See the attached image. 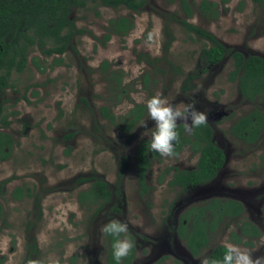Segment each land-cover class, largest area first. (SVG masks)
Returning a JSON list of instances; mask_svg holds the SVG:
<instances>
[{"label": "rangeland", "instance_id": "obj_1", "mask_svg": "<svg viewBox=\"0 0 264 264\" xmlns=\"http://www.w3.org/2000/svg\"><path fill=\"white\" fill-rule=\"evenodd\" d=\"M201 1L188 0L195 13L187 18L181 0H147L139 12L90 0L86 8L71 12L85 32L59 55L62 64L51 66L54 57L35 48L30 57L38 56L46 70H38L30 60L24 72L13 74L16 86L2 97L8 111L18 113L11 115L8 127H0L13 138L10 157L0 159V264H108L101 227L112 220L128 225L123 238L132 242L134 256L127 264H200L225 242L247 250L253 259L264 256V168L259 164L264 127L256 143H246L229 130L254 108L264 115V94L253 102L244 100L238 82L229 79L230 54L206 65L200 55L211 42L188 31L180 20L213 33L230 49L264 56V6L253 0H209L220 10L218 18L209 19L197 8ZM120 16L132 17L134 28L124 36L112 34L103 44L110 19ZM105 61L110 64L106 70ZM157 94L182 112L195 102L207 113L214 138L227 154L216 179L182 190L169 184L173 170L160 181L167 167L195 166L198 155L184 148L179 155L154 160L146 175L151 188L142 193L135 151L141 140L151 138L154 121L146 109L126 133L127 122L121 118ZM102 106L116 114V123L102 116ZM177 123L191 131L190 121ZM97 178L107 181L112 191L100 209L79 199ZM18 186L25 192L29 188L31 196L15 199ZM213 197L240 199L245 211L239 219L223 220L194 256L176 227L187 210ZM244 220L262 230L252 244L233 238Z\"/></svg>", "mask_w": 264, "mask_h": 264}, {"label": "trees", "instance_id": "obj_2", "mask_svg": "<svg viewBox=\"0 0 264 264\" xmlns=\"http://www.w3.org/2000/svg\"><path fill=\"white\" fill-rule=\"evenodd\" d=\"M90 0H0V127L6 128L11 124V115L17 111H8L2 100L3 94L8 88H15L13 74L24 72L31 60L34 66L42 72L46 70L45 63H41L38 56L30 57L33 49L38 48L47 57H54L51 66L60 65L64 62L59 55L64 54L70 47L76 35L85 32L77 27L71 12L75 8H86ZM174 2L175 0H169ZM228 0H223L226 3ZM264 6V0H253ZM103 6L112 8L125 7L133 12H139L146 5L147 0H99ZM182 7L187 18L192 17L194 9L188 0H181ZM201 13L209 19H216L220 16L219 4L215 1L202 0L197 6ZM184 27L211 42L202 48L201 59L206 65H215L221 62L227 54L233 60V69L229 72V79L238 82L240 91L245 98L254 99L264 91V57L257 54L245 55L242 51L228 48L224 43L206 29L189 22L187 19H180ZM134 28V20L129 16H120L110 19V32L104 35L103 44L110 40L112 34L127 35ZM169 44L167 45V48ZM106 70L110 68L108 61L102 63ZM192 78V76H190ZM122 75L117 77L118 84L122 83ZM147 82V77H146ZM38 94V91H34ZM86 104L88 102L83 99ZM147 107L144 104H136L126 116L121 119L127 122L123 126V132L129 133L145 113ZM100 112L104 118L116 123L117 116L107 106H102ZM264 124L262 114L257 110L241 116L231 127V131L246 141L257 139ZM176 131L178 138L173 142V155H178L185 147H189L193 153H200L196 166L192 169L178 167H167L160 177V181L173 170L169 180L171 186H179L183 189L191 185L207 183L214 178L217 172L225 163V153L213 139V128L206 122L198 127H192L187 131L184 123H177ZM69 134L67 137H71ZM151 138L141 140L136 147V164L138 182L143 194L149 192L150 186L146 182V175L153 165L154 160H160L161 155L150 149ZM13 138L10 133L0 131V159L7 160L13 149ZM71 150V148H69ZM68 153V151H67ZM81 181H88L90 178H81ZM18 186L14 189L13 197L17 200L25 196L30 197L29 188ZM119 192V191H117ZM112 197V191L107 181L95 179L87 190L79 193L82 203L88 207L98 205L103 208ZM213 211L214 218L209 220L206 211ZM243 210V205L236 200L213 199L207 205L194 206L185 212L179 221L177 233L185 241L190 252L198 256L209 242V231L215 230L219 222L225 216H237ZM2 206L0 205V216ZM110 222V221H109ZM241 232L252 238L260 234L259 230L250 222L240 227ZM235 242H241L242 238L233 232ZM108 243V264H116L112 257V241L114 237L105 234ZM125 233L120 234L123 238ZM245 244H252L245 241ZM134 247L130 249L127 256L121 261L124 264L131 262L134 256ZM224 252L223 244L214 247L209 258H221Z\"/></svg>", "mask_w": 264, "mask_h": 264}, {"label": "clouds", "instance_id": "obj_3", "mask_svg": "<svg viewBox=\"0 0 264 264\" xmlns=\"http://www.w3.org/2000/svg\"><path fill=\"white\" fill-rule=\"evenodd\" d=\"M139 103V99H137ZM148 116L154 121V131L151 133L149 147L162 156L171 155L173 142L178 138L176 125L178 120L190 121L191 127H198L207 120V113L195 107V102L190 104L184 111L174 108L167 99L159 94L152 96L146 102ZM188 125H186L187 127ZM79 215V213H77ZM128 225L118 220H112L101 227V231L114 237L112 241V257L116 264H121L123 257L127 256L132 248V242L127 238H120L125 233ZM224 252L221 258L205 257L200 264H264V256H257L253 259L247 250L239 246L225 242ZM39 264V262H36ZM50 264H55L51 262Z\"/></svg>", "mask_w": 264, "mask_h": 264}, {"label": "flooded vegetation", "instance_id": "obj_4", "mask_svg": "<svg viewBox=\"0 0 264 264\" xmlns=\"http://www.w3.org/2000/svg\"><path fill=\"white\" fill-rule=\"evenodd\" d=\"M236 50H238V49H236ZM241 51V50H240ZM243 52V51H242ZM244 53V52H243ZM245 55H250V54H246V53H244ZM253 54H257V53H253ZM257 55H260V56H262L261 54H257ZM262 57H264V56H262ZM239 86V85H238ZM240 89V88H239ZM262 94H264V91L262 92V93H260L259 95H257L253 100L252 99H249V98H245V97H243V95H242V93H241V95H242V97H243V99L244 100H247V101H251V102H253V101H255L259 96H261ZM255 109H257V108H254L253 110H255ZM252 110V111H253ZM258 110V109H257ZM252 111H250V112H252ZM259 111V110H258ZM250 112H248V113H250ZM261 114H262V116H263V118H264V115H263V113L261 112V111H259ZM248 113H246V114H248ZM246 114H244V115H246ZM241 116H243V115H240L233 123H231V126H230V128H229V130L231 131V127L236 123V121L241 117ZM208 121V120H207ZM209 122V121H208ZM210 123V122H209ZM212 126V125H211ZM263 127H264V124H263ZM263 127H262V129H261V131H260V133H259V135H258V137H257V139H255L254 141H246V140H244V139H242V138H240V137H238L235 133H233L232 131H231V133L232 134H234L237 138H239L240 140H242V141H244V142H246V143H256L258 140H259V138H260V136H261V134H262V130H263ZM192 128V127H191ZM190 128V129H191ZM213 128V127H212ZM213 132L215 133V131H214V128H213ZM213 139L215 140V138H214V135H213ZM216 141V140H215ZM216 143H217V141H216ZM217 145L224 151V149L217 143ZM185 148H188V149H190L189 147H185ZM191 150V149H190ZM192 151V150H191ZM192 153H193V151H192ZM224 153H225V156H226V158H225V163H226V161H227V154H226V152L224 151ZM180 154V153H179ZM178 154V155H179ZM193 154H195V153H193ZM173 155V154H172ZM195 155H198V158H197V161H198V159H199V157H200V153H196ZM135 157H136V151H135ZM260 159H261V161H260V163L259 164H261V167L262 168H264V151L260 154ZM197 161H196V163H197ZM225 163H224V165H225ZM224 165H223V167H224ZM195 166H196V164H195ZM194 166V167H195ZM193 167V168H194ZM222 167V168H223ZM178 168H180V167H178ZM221 168V169H222ZM182 169H192V168H182ZM221 169L217 172V174H216V176L214 177V178H212L210 181H208L207 183H209V182H211V181H213L214 179H216V177L218 176V174H219V172L221 171ZM173 173V172H172ZM207 183H201V184H207ZM201 184H197V185H191V186H189L188 188H186V189H183V188H181V187H179V186H173V187H179V188H181L182 190H187V189H189L190 187H193V186H198V185H201ZM213 199H220L221 201H225V200H236V201H238V202H240L242 205H243V210H242V212L240 213V214H238L237 216H225L220 222H219V224L223 221V220H225V219H228V220H230V219H235V218H241V216L243 215V213H244V211H245V204H244V202L242 201V200H240V199H237V198H226V199H221V198H218V197H213V198H211L210 200H207L206 201V203H204L203 205H207L209 202H211ZM203 205H200L199 207H201V206H203ZM197 206V205H196ZM193 208V207H192ZM188 211V210H187ZM186 211V212H187ZM206 217H208L209 218V220L211 221V220H213V218H214V215H213V211H211V210H207L206 211ZM181 219V218H180ZM180 221V220H179ZM246 222H250V223H252V225H254L258 230H259V232H260V234L258 235V236H253L252 238H250L249 236H246V235H244L242 232H241V229H240V227H241V225H243L244 223H246ZM218 224V225H219ZM217 225V226H218ZM178 227V226H177ZM177 227H176V232H177ZM216 229V228H215ZM214 230H210L209 231V240H210V233H212ZM234 232V231H233ZM233 232H232V234H233ZM238 234L241 236V238H242V240H244V238H246V240L245 241H252V240H255V239H257V238H260L261 236H262V230L260 229V227L254 222V221H252V220H244V221H240V225H239V230H238ZM237 233V232H236ZM178 234V233H177ZM179 235V234H178ZM181 238V237H180ZM183 240V239H182ZM209 243V242H208ZM187 246V245H186ZM188 248V247H187ZM189 249V248H188ZM203 250V249H202ZM201 250V251H202ZM190 251V250H189ZM200 251V252H201ZM192 254V253H191ZM200 254V253H199ZM193 255V254H192Z\"/></svg>", "mask_w": 264, "mask_h": 264}, {"label": "bare ground", "instance_id": "obj_5", "mask_svg": "<svg viewBox=\"0 0 264 264\" xmlns=\"http://www.w3.org/2000/svg\"><path fill=\"white\" fill-rule=\"evenodd\" d=\"M18 75V74H17Z\"/></svg>", "mask_w": 264, "mask_h": 264}]
</instances>
